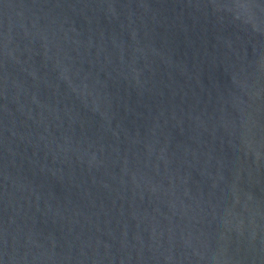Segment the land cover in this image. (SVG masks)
I'll list each match as a JSON object with an SVG mask.
<instances>
[{
	"label": "water",
	"instance_id": "1",
	"mask_svg": "<svg viewBox=\"0 0 264 264\" xmlns=\"http://www.w3.org/2000/svg\"><path fill=\"white\" fill-rule=\"evenodd\" d=\"M0 264H264V0H0Z\"/></svg>",
	"mask_w": 264,
	"mask_h": 264
}]
</instances>
